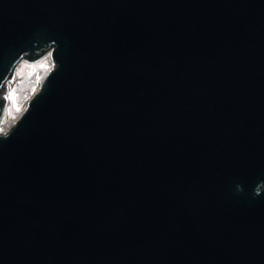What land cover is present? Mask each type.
Instances as JSON below:
<instances>
[{"label": "water", "instance_id": "1", "mask_svg": "<svg viewBox=\"0 0 264 264\" xmlns=\"http://www.w3.org/2000/svg\"><path fill=\"white\" fill-rule=\"evenodd\" d=\"M0 264H264V0H0Z\"/></svg>", "mask_w": 264, "mask_h": 264}, {"label": "rangeland", "instance_id": "2", "mask_svg": "<svg viewBox=\"0 0 264 264\" xmlns=\"http://www.w3.org/2000/svg\"><path fill=\"white\" fill-rule=\"evenodd\" d=\"M53 66L51 55L47 53L34 62L26 58L16 67L8 82L11 91L4 119L0 123V133L9 131L15 125L28 107L30 99L41 90L43 79Z\"/></svg>", "mask_w": 264, "mask_h": 264}, {"label": "bare ground", "instance_id": "3", "mask_svg": "<svg viewBox=\"0 0 264 264\" xmlns=\"http://www.w3.org/2000/svg\"><path fill=\"white\" fill-rule=\"evenodd\" d=\"M20 64V63H19ZM10 81V79L7 81L4 89H3V92H2V98L8 102L9 101V96H10V91H11V85L9 86L8 85V82ZM9 86V87H8ZM4 119V118H3Z\"/></svg>", "mask_w": 264, "mask_h": 264}, {"label": "built area", "instance_id": "4", "mask_svg": "<svg viewBox=\"0 0 264 264\" xmlns=\"http://www.w3.org/2000/svg\"><path fill=\"white\" fill-rule=\"evenodd\" d=\"M10 82V81H9ZM6 85V84H5ZM6 102V101H5Z\"/></svg>", "mask_w": 264, "mask_h": 264}]
</instances>
